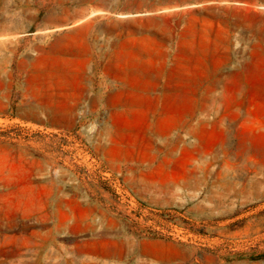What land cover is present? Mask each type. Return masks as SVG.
<instances>
[{
	"label": "rangeland",
	"instance_id": "obj_1",
	"mask_svg": "<svg viewBox=\"0 0 264 264\" xmlns=\"http://www.w3.org/2000/svg\"><path fill=\"white\" fill-rule=\"evenodd\" d=\"M84 27L76 38L107 31L108 60L121 36H171L183 55L194 47L218 70L200 90L228 109L191 133L170 131L177 115L118 117L120 131L140 132V154L114 169L103 149L115 117L52 129L53 79L30 68L69 59L51 42ZM131 70L123 83L141 102L189 91ZM118 72L108 67V91ZM31 104L42 123L19 118ZM112 253L122 257L102 258ZM0 264H264V0H0Z\"/></svg>",
	"mask_w": 264,
	"mask_h": 264
},
{
	"label": "crops",
	"instance_id": "obj_2",
	"mask_svg": "<svg viewBox=\"0 0 264 264\" xmlns=\"http://www.w3.org/2000/svg\"><path fill=\"white\" fill-rule=\"evenodd\" d=\"M81 30L87 34L86 27L69 29L66 31L67 38L59 36L51 42L53 47L67 44L69 59H61L59 66L51 70H42L38 68L36 61L29 60L30 68L35 73L39 71L42 73L40 75L44 74L53 79L51 91L57 94L53 96L57 102L51 113L52 129L72 130L79 125L83 117L94 114L100 117H115V122L111 123L110 127L111 131L116 132L114 139L110 140L103 149L104 155L114 169L122 168L129 160L139 163L140 154V132L120 131V126L117 125L118 117L129 118L139 113L159 116L177 115L179 119L173 121L170 131L184 127L185 129L181 128L184 129L183 131L191 133L204 125H213L212 121L219 115L221 107L224 111L228 109L227 97L222 98L219 93L211 89L200 90L202 84L215 83L218 79V70L214 74L213 71L209 72L207 66L197 62L201 57L194 47L189 54L183 55L182 44L174 47L171 36L163 40L151 36H132L126 39L121 36L120 40L113 44L111 48L113 54L108 60L107 31L105 30L103 40L101 36L98 40L97 35L91 38L87 35L84 38H76L75 35ZM61 54L66 55V52L59 51L60 57H62ZM109 66L119 69L114 79L120 85L114 91H108ZM139 68L155 69V83L189 84V91L175 93L162 91L153 96L147 95L146 101L141 102L139 93L135 91L138 88L130 85L128 81L123 83V69L136 71ZM34 90H39L38 85ZM37 107L34 104L25 107L22 105L19 109V118L25 122L42 123L39 119L42 113ZM220 121L217 119L214 123ZM126 137L130 139V142ZM115 153L121 156L117 166H115V160L111 159ZM129 155H131L130 158ZM106 243L119 245V254H122L121 241L112 237ZM121 257L116 253L102 256L104 259H120Z\"/></svg>",
	"mask_w": 264,
	"mask_h": 264
}]
</instances>
